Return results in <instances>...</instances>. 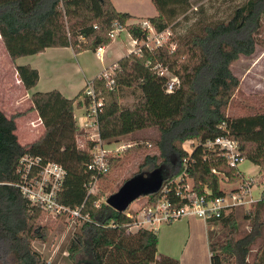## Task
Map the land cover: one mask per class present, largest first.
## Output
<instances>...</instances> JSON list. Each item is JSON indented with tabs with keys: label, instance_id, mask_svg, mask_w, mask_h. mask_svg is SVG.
Segmentation results:
<instances>
[{
	"label": "trees",
	"instance_id": "obj_1",
	"mask_svg": "<svg viewBox=\"0 0 264 264\" xmlns=\"http://www.w3.org/2000/svg\"><path fill=\"white\" fill-rule=\"evenodd\" d=\"M151 2L157 15L146 20L157 32L171 31L172 22L187 18L192 7L191 0ZM131 18L128 12L118 11L112 0H0V37L12 62L48 47H71L77 53L96 51L111 42L115 23L131 38L144 39L145 27L140 22L128 24ZM172 40L169 37L157 48L142 47L118 59L111 87L101 76L92 79L97 97L102 99L98 134L103 142L109 144L147 128L157 131L152 139L157 153L146 155L134 174L162 170V185L146 196L144 206L154 205L162 186L179 175L167 192L179 204L183 201L176 191L183 190L185 177L192 179L191 191L196 194H203L205 188L213 196L225 193L219 186V174L238 178L240 171L229 166L216 147L201 144L208 138L229 136L238 142L244 159L264 169V111L228 115L231 97L240 86L231 64L240 56H252L257 46L264 49V0H244L225 19L201 21L196 30L175 41L173 49L169 46ZM156 64L179 79L171 92L166 91L167 78L156 73ZM14 68L26 89L37 84V69L28 64H14ZM84 88L74 98L56 89L34 92L31 106L9 117L0 109V264H47L31 242L44 240L49 226L39 223V211L15 186L19 180L16 167L24 154L64 167L61 203L77 207L85 202L83 213L90 220L79 225L66 246L68 255H74V264H179L177 258L158 252L156 230L129 232L133 218L101 201L103 190L86 199L93 142L87 141L86 148L78 146L77 136L83 129L74 118V103ZM129 88L138 90L139 97L124 107L120 98ZM88 102L84 96L82 104ZM31 111L37 113L44 131L22 145L15 134V119ZM186 141H196L191 151L183 148ZM138 145L135 141L122 153L110 156L108 172L122 165L121 155ZM107 173L101 177L103 182L109 181ZM244 217L250 227L241 234L233 209L211 220L222 228L221 232L208 231L211 264H264V190Z\"/></svg>",
	"mask_w": 264,
	"mask_h": 264
},
{
	"label": "rangeland",
	"instance_id": "obj_2",
	"mask_svg": "<svg viewBox=\"0 0 264 264\" xmlns=\"http://www.w3.org/2000/svg\"><path fill=\"white\" fill-rule=\"evenodd\" d=\"M243 1L244 0H191L192 7L186 13L187 18L182 19V17H180L172 22L173 25L170 31L172 35H170V37L173 40L171 41V43H169V46L173 49L175 41L182 39V37L187 35L190 31L196 30L198 28V24L201 21H217L227 18L229 14H231L232 10ZM112 2L114 3L118 11H129L134 12L138 15L150 13L148 7L149 5H147L151 4L150 0H112ZM143 20H146V18H140L139 21ZM126 34L127 32L123 30L120 35H115L113 37V43L110 50V52H112V57L120 54L122 55L126 53L128 49H130L131 40ZM3 46L0 45L2 51V48H5ZM263 52L264 49L257 46L252 56H240L237 61L231 64V71L240 80V86L234 91V94L231 97V104L228 107L229 116L264 111ZM89 55L91 56L90 53ZM6 56H4L3 53L0 54V75H4L6 73L8 75L11 70V60L9 59V56L7 54ZM259 58L261 59L257 61ZM255 60L257 61V63L255 62ZM26 61L27 59L24 58L23 60L19 61V64L23 65V63H25ZM250 67H252L251 72L248 73L244 78ZM110 69L111 68H109L108 70ZM75 74L76 73H74V79ZM168 76L171 77L172 74L169 72ZM3 87L4 84L3 82H1L0 88ZM1 93L3 94L4 91L2 90ZM77 93L78 91L75 92V94ZM14 94L16 98L14 100L15 105L13 106L11 103L7 108L6 106L3 108L4 112L7 115L10 113L12 115L15 113L24 112V110L27 109L26 105L30 103L29 100L26 101L24 99V97L22 96L23 94L17 88H15ZM84 96L85 88L79 97L83 99ZM138 97V90L133 91V89L131 88L124 89L120 98V102L124 107H126L135 102ZM26 114L27 113L23 115ZM23 115L19 117H23ZM19 117L17 119L16 133L18 135L19 142L25 143L30 139L29 135L27 134L28 126L26 124L28 116L24 118ZM89 121H91V119H89ZM86 129H88L89 131H85L83 129L81 130V134L77 136V144L81 148H86L87 141H90L89 134L93 132L92 126L86 127ZM156 137V129L147 128L137 131L128 136L119 138L118 142H130L134 144L136 141L139 145L135 148L130 149L127 153H123L121 155L124 162L120 166L112 167L111 170L107 173L109 181H100L99 191H104V196L100 199L101 201L105 202L106 198L109 195L118 190L125 179H129L133 177L135 173H137L138 166L141 164L142 159L146 155H153L157 153L156 147L152 143V139ZM195 142L196 141H186L183 143V148L187 151H191L192 145L195 144ZM105 147L112 148L114 147V144L110 143L105 145ZM238 170L241 172L240 174H238V178H226L223 174H219L220 189L226 193L239 186H242L244 182L248 181L251 182L250 193L252 198L254 200L261 199L262 192L264 190V169H261L259 173V167L254 165L249 160L244 159L238 165ZM242 173L244 174L245 180H243L244 178ZM144 175H146V173H144ZM176 178H180V175ZM185 183L188 186L192 187L193 182L191 178L185 177ZM146 199V196L138 197L128 206L126 212L130 214L139 212L143 208ZM254 204L255 201L250 205L238 206L233 209L237 217L240 234L247 231L250 227V222L244 217V214L247 213L254 206ZM38 220L41 225H48L50 230L44 240L36 239L31 242L33 248L40 252L42 259L47 264H74V255H68L66 246L68 242L74 237V233L78 229L80 224H77L75 226L70 225L61 218H54L53 216L45 214L43 212H39ZM176 224L177 223H174V221L173 223H162L155 228L157 234L161 236L162 247L167 246L166 244L168 243V231L170 230V226H175ZM210 229L214 230V232L222 231V228L218 222L216 225L210 227ZM135 230L136 229H130L129 232H134ZM256 249L257 246H254V251H256ZM159 250L158 252L162 253ZM196 251V253H198V250ZM201 255H203V249ZM201 264H209L208 257H206V259H204L203 261L201 260Z\"/></svg>",
	"mask_w": 264,
	"mask_h": 264
},
{
	"label": "built area",
	"instance_id": "obj_3",
	"mask_svg": "<svg viewBox=\"0 0 264 264\" xmlns=\"http://www.w3.org/2000/svg\"><path fill=\"white\" fill-rule=\"evenodd\" d=\"M140 23L145 27L146 36L142 40L132 38L135 47L134 52H138L142 47L157 48L168 41L171 35L169 29L157 32L147 20L140 21ZM120 29L122 27L115 23V28L110 32L111 39ZM99 51H101V47L96 49V55L99 54ZM112 66L110 70L108 68L99 75L106 80L107 85L110 87L114 82L113 74L116 64L114 63ZM154 69L157 74L167 78V92H171L179 85V79L176 76L173 74L171 77L168 76L169 70L166 67L156 64ZM85 96L89 100L88 105L84 106V117L87 121L85 120L84 123L79 122L78 126L82 129L85 126H92L94 129L93 133L89 135L93 145L89 149L92 159L87 165V170L90 172V178L85 183L87 199L99 191L101 177L108 172L109 157L122 153L126 147L133 144L114 141L112 142L114 147L106 148L105 145L107 144L100 139L98 134V113L102 106V99L97 97L92 80L85 85ZM33 124L34 122H31V125ZM201 144L206 147H216L220 150L224 160L231 167L238 168V165L244 160L238 148V142L227 135L208 138L201 141ZM16 173L19 180L15 183V186L18 187L21 195L29 205L37 211L49 214L54 218H61L67 224L74 226L90 220L88 214L83 213L85 202L77 207H70L59 201V194L63 190L66 174L64 167L59 163L43 162L38 156L24 154L18 161ZM178 180L179 178L169 180L168 183L162 186L161 197L154 205L143 206L139 212L134 214L127 213L134 220L133 223L129 224L128 229L145 228L155 230L162 223H170L188 217H196L210 222L220 218L231 209L250 205L254 202L250 196L251 182L247 181L242 186L218 196H213L208 188L204 189L203 194H196L191 191L192 187L185 183L183 190L176 191L179 201H183L182 204H179L176 200L167 197L170 184ZM98 203L96 202L95 205H98Z\"/></svg>",
	"mask_w": 264,
	"mask_h": 264
},
{
	"label": "crops",
	"instance_id": "obj_4",
	"mask_svg": "<svg viewBox=\"0 0 264 264\" xmlns=\"http://www.w3.org/2000/svg\"><path fill=\"white\" fill-rule=\"evenodd\" d=\"M150 3L151 4H147L149 5L148 7L150 12L147 14L138 15L134 12L122 11V12H128L129 14L132 15V18L129 19L127 23L133 24L140 22L139 21L140 18L142 19V18L156 16L157 10L152 4V2ZM114 7L116 8L115 5ZM123 30L127 32L125 28H122L119 31H117L115 35H120ZM126 35L131 40L130 49H128L126 53L122 55L121 54L117 55L115 57H112V52H110L111 45L113 43V38H112L111 42L108 45L101 47V51H99L98 55H96V51H92V50H84L77 53L71 47H48L44 49V51L42 52L19 57L14 62L11 61V66H10L11 70L9 74L7 75L6 73L4 75H0V84L1 82H3L4 84V87L0 88L1 111H3V113L7 117L11 115V113L7 115L4 112L3 108L5 106L7 108L8 105L10 106L11 103L13 106L15 105L14 103V100L16 99L14 94L15 88L20 90V92L23 94L22 96L26 101L29 100L30 103L26 105L27 108L31 106L30 96L34 92H46L56 89L59 90L65 97L74 98L75 96L78 95L80 90H82L85 87L88 81H91L95 77L99 76L104 70L110 68L114 63H116L118 59H120L121 57L125 56L127 53L134 50L135 47L133 45L131 36L128 34V32ZM0 43H2L0 45L3 46L1 37H0ZM2 49L3 51L1 50L0 47V54L3 53V55L6 56L7 52L5 48ZM89 53L91 54V56L89 55ZM24 58H26L27 61L23 64H28L31 67L37 69L38 71V82L34 87L30 89H26L23 86L14 68V64L21 65L19 64V61L23 60ZM260 59L261 58H259L257 61H259ZM257 61L255 60L256 63ZM252 67L248 69L244 78L247 76L248 73L251 72ZM74 73H76L75 79H74ZM2 90L4 91L3 94L1 93ZM77 91L78 93L75 94V92ZM84 113H85V107L82 104V98L79 97L76 99L74 103V118L76 120L77 125H79V122H83V123L85 122L86 119L84 117ZM26 116H28L26 120V124L28 126L27 134L29 135L30 139L25 143L19 142L22 145L31 143L32 141L37 139L44 131L43 124L36 112L31 111L26 115H23V117H19V118H24ZM17 119L18 118L15 119L16 129H17ZM31 122H34L33 124L34 126L31 125ZM83 129L85 131H89L88 129H86V126L83 127ZM92 133L93 132H91L90 134ZM15 134L17 135L16 130H15ZM260 171L261 169L259 168V173ZM242 175L244 178L243 173ZM243 180H245V178ZM258 200H254V201L256 202ZM175 222L177 224L175 226L174 225L170 226V230L168 231L169 238H168V243L166 244L167 246L164 247L161 246V236L158 235V248L160 249L158 250L162 252V254H167L171 257L178 258L179 264H201V260L203 261L204 259H206V257H208L209 264H211L210 253L208 248V231L212 230L210 229V227L216 225L217 221L206 222L200 218L188 217V218H181L175 220L174 223ZM170 223H173V221ZM202 249H203V255H201ZM196 250H198V253H196L197 252Z\"/></svg>",
	"mask_w": 264,
	"mask_h": 264
},
{
	"label": "water",
	"instance_id": "obj_5",
	"mask_svg": "<svg viewBox=\"0 0 264 264\" xmlns=\"http://www.w3.org/2000/svg\"><path fill=\"white\" fill-rule=\"evenodd\" d=\"M162 181L161 169H156L146 175L144 173L136 174L123 182L116 192L109 195L105 203L119 212H124L138 197L158 191Z\"/></svg>",
	"mask_w": 264,
	"mask_h": 264
}]
</instances>
